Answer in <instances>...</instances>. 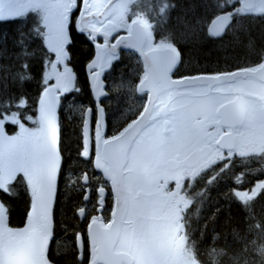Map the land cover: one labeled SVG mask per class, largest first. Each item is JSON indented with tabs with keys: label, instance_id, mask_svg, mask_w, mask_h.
Returning a JSON list of instances; mask_svg holds the SVG:
<instances>
[{
	"label": "trees",
	"instance_id": "trees-1",
	"mask_svg": "<svg viewBox=\"0 0 264 264\" xmlns=\"http://www.w3.org/2000/svg\"><path fill=\"white\" fill-rule=\"evenodd\" d=\"M149 1L152 8L147 11L146 19L154 23V40L165 39L179 51L175 77L232 72L264 60V16L232 13L231 25L224 34L208 33V24L215 15L230 12L238 2H229L225 8L215 6L213 0H169L170 11L158 14L154 8L164 0H157L154 6ZM146 2H140L131 14L145 9ZM44 35L45 27L37 13L0 19V116L15 114L24 124H30V119L38 116L41 94L47 86L44 71L50 60ZM68 37L66 65L73 73L76 86L70 96L75 103L91 108L94 98L86 65L94 57V47L86 34L77 29L75 15L68 25ZM143 72L141 59L129 50H121L108 65L102 77L105 94L99 99L106 138L115 136L142 110L146 96L136 90V84ZM80 116L79 110L58 107L60 165L46 254L53 264L86 263V258L77 260L75 235L83 234L88 219L98 213L100 187L106 190L102 199L106 214L112 206L108 181L94 168L92 156L86 158L82 154ZM6 127L12 130L15 126L6 124ZM261 180L264 181V151L236 158L209 182L205 179L203 183L210 186V197L200 213L201 220L186 224L197 238L200 249L197 259L202 264H264V188L247 201L240 197ZM12 186L13 191L0 190L8 223L3 234L9 235L24 225L32 205L22 176H17ZM191 197L197 195L191 194ZM83 207L85 213L80 218L77 211ZM0 264H3L1 254Z\"/></svg>",
	"mask_w": 264,
	"mask_h": 264
},
{
	"label": "rangeland",
	"instance_id": "rangeland-1",
	"mask_svg": "<svg viewBox=\"0 0 264 264\" xmlns=\"http://www.w3.org/2000/svg\"><path fill=\"white\" fill-rule=\"evenodd\" d=\"M106 1L90 0V10L99 11ZM142 1H115L109 18L114 23L115 32L113 37L120 32L126 33L130 21L136 19L146 28V49L153 46L168 47L173 45L165 39L154 40L152 34L154 23L148 22L146 19L147 11L152 8L149 0H146L145 9L136 10L137 13L131 14V10L133 8L137 9V5ZM151 1L154 3L153 6L157 2V0ZM213 2L217 7H222L223 5L225 8L230 3L238 2L237 6L232 4L233 10L229 12L230 16H232V13L237 16H264V0H256L255 8L251 11L242 10L239 0H213ZM81 6L82 0H0V19L14 16L25 17L31 12L40 16V21L45 27L43 41L50 52V60L47 62L44 71L45 83L47 86L51 85L55 83L59 74L65 71L68 73L64 88L58 91L60 95L59 105H62L64 109L71 108L81 111L80 118L83 123L87 107L83 103H75L70 96L76 90L73 73L69 66L62 67L55 61L57 51L69 42L68 25L73 15L76 17L77 29L81 31L78 24ZM171 6L172 3L169 4V0H164L156 4L154 11L158 14L169 12ZM89 25L100 28L96 22H90ZM85 34L94 47V57L86 65L94 98V106L91 107L90 146L92 163H94L96 136H99L100 139H106L104 135L103 109L100 107V119L97 113L99 99L105 94L102 77L108 65L116 56L101 51L99 45L103 42V39L92 37L88 33ZM177 53L179 54L178 49ZM66 59L67 55L65 61ZM172 77H175L174 74ZM229 84L231 82L216 84L211 89L208 88L207 84L195 85L167 92L166 95L162 96L165 98L160 103L168 104L170 108L166 134L163 132L162 120L160 122H152L148 133L140 136L136 151L132 149L130 156H128L126 172L129 173L130 165L134 163L131 169L136 170L137 178L136 183L133 184V188H136V190L129 191L130 194L127 198L125 224L131 227L133 240L144 243L145 264H202L197 259L198 251L200 250L197 238L193 233H190L189 228L186 226L188 223L184 221L187 211L193 207V204L205 206L206 200L210 197V186L203 183L205 179H208L209 182L220 170L227 167L229 162L236 158H244L264 151V110L262 107H260L259 113L250 125L235 130V150L223 151L215 147L214 141L221 134L222 128L214 113L211 114L206 109L209 103L221 104L232 98V94L229 92L232 87ZM254 101L256 103L260 102L258 100ZM160 109L161 105L157 106V109L153 110L152 115H155V117L161 116L159 113ZM199 112H205L206 115L203 117L192 116ZM178 115V119L174 121L173 116L176 117ZM163 118L164 120L166 119V117ZM6 124H14L15 127L12 130H8ZM58 128L56 120L50 131H44L41 121V107L38 116L30 119V124L21 123L15 114L0 116V158L2 161L0 167V190L13 191L12 182L16 176H19L18 173L22 174L32 202L24 225L12 231L11 236L14 238L25 236L28 230L43 223L45 224L49 242L51 240L56 182L60 165ZM203 144L210 145L211 152L197 166L193 168L181 167L174 171L165 169L164 159L167 156H173L176 153L184 156L192 149ZM44 163L46 164V166L44 165L46 174L43 178L41 168ZM129 180L128 183L130 182ZM142 181L149 184L148 190L140 187ZM262 188H264V181H257L247 193L239 196L242 200L247 201ZM100 189L104 188L100 187L97 193V203L100 208H97L98 213L91 216L88 221L94 217L107 225L112 216L114 201L112 196V206L109 213L106 214L102 200L104 194L99 193ZM191 194L197 195L196 198L199 197L200 200L191 197ZM195 200L198 202H195ZM79 210H84V207ZM79 210L77 211L78 217H80L78 214ZM7 229V213L0 201V234ZM86 231L87 226L83 234L77 233L75 235V243L77 244L76 238L81 236L84 245L83 256L86 255L89 258L91 244ZM125 231L127 234L129 233L128 228ZM41 264L53 263L48 260L47 256H44Z\"/></svg>",
	"mask_w": 264,
	"mask_h": 264
},
{
	"label": "water",
	"instance_id": "water-1",
	"mask_svg": "<svg viewBox=\"0 0 264 264\" xmlns=\"http://www.w3.org/2000/svg\"><path fill=\"white\" fill-rule=\"evenodd\" d=\"M90 0H82V6L78 15V24L81 32L88 33L92 37L103 39L99 45L103 53L117 56L121 50L135 52L141 59L144 73L136 84V90L145 94L146 100L140 113L125 125L115 136L106 138L100 144L99 136H96V151L93 156V166L109 183L113 196V208L111 219L105 227L98 226L92 218L87 224V236L94 249L93 258H87L85 264H132L133 256L129 252L115 251V245L125 224L126 204L129 191L123 181V168L127 161L128 151L141 129L155 117L153 110L158 96L181 87L207 84L212 87L224 82H233L238 77H254L264 83V60L250 67L213 75L199 74L194 76L172 77L180 63V54L170 47H151L146 49L147 31L138 20L132 19L126 33H118L114 36V23L109 20L112 5L117 0H107L99 11L90 10ZM240 7L244 11L255 8L256 0H239ZM90 22H96L100 28L90 26ZM231 25V16L228 12H222L215 16L208 24V33L211 36L224 34ZM113 37V39H112ZM66 45L57 51L56 63L66 66ZM68 73L59 74L55 83L45 87L41 94V121L44 131H50L57 119V110L60 102L59 90L65 86ZM232 98L221 104L216 115L220 126L228 128L215 139V147L223 151L235 150V130L242 128L246 120V98L253 97L250 93L240 89L229 90ZM170 108L168 104L161 106L160 115L167 117ZM98 118L101 117V108L97 106ZM91 116L92 109L87 107L82 123L83 156L89 157L91 153ZM165 132L168 121L163 122ZM211 152L210 145H202L191 150L181 161L174 158L166 160L164 166L168 171H174L181 167L193 168L197 166ZM86 182V177L83 179ZM102 193V190H101ZM79 216H83V210H79ZM78 257L83 254V242L81 236L76 238ZM49 239L42 223L27 231L25 236L14 238L3 237L0 246V254L4 264H41L46 256Z\"/></svg>",
	"mask_w": 264,
	"mask_h": 264
},
{
	"label": "bare ground",
	"instance_id": "bare-ground-1",
	"mask_svg": "<svg viewBox=\"0 0 264 264\" xmlns=\"http://www.w3.org/2000/svg\"><path fill=\"white\" fill-rule=\"evenodd\" d=\"M153 47H155V46H153ZM168 47L172 48L177 53V49H176V47L174 45H169ZM229 85L233 89L243 90L245 92L250 93L253 96L251 98H246V120H245V124L242 127V128H244L246 125L247 126L250 125V123H252V121L255 120L257 114L260 111V107H262L263 110H264V83L259 81V80H257L254 77H245V78L238 77V78H236L233 81V83L231 82V84H229ZM208 88L211 89V87H208ZM166 94H167V92L164 93V94H161L160 96H158V99L160 98V100L158 101V99H157V101L155 103V107L156 108L154 110H156L157 106H159V104L163 102L162 99L165 98V97H162V96L166 95ZM254 100H258L260 102L256 103V101H254ZM226 101H224V102H226ZM224 102H222L221 104H223ZM221 104H219V103H213V104L209 103V105H208V107L206 109V111L208 110L211 114L214 113V115L216 116L217 121H218V117L215 114L216 113L215 111L217 110V108ZM204 115H206L205 112H199L196 115H192V116L203 117ZM178 117H179V115L176 116V117L173 116V118H174L173 120L174 121L177 120ZM161 120L164 122V118L162 116H159L158 118L148 122L141 129V131L136 136V138L133 140V142H132V144H131V146L129 148L128 156H130V152L132 151V149H134L136 151V149H137L136 147L138 146V141L140 139V136H144L146 133H148V130L150 129L151 123L154 122V121L160 122ZM165 120L168 121V116L166 117ZM163 122H162V124H163ZM220 127L222 128V130H221L222 132L221 133L229 130L228 128H224L222 126H220ZM164 129H165V127H164V124H163V132L166 134ZM104 141L105 140L102 138L100 140V144L103 143ZM128 156H127V161H128ZM127 161H126V164H127ZM126 164L124 165V168H123L124 185H125V187H126V189L128 191H135L136 188H133V184L136 183L135 181H136V178H137V174H136V170L135 169H131V167L134 165V163H132L130 165L129 173L126 172ZM129 174H130V177H129ZM129 178H130V180H129ZM128 180L130 181L129 183H128ZM140 187L142 189L144 188L145 190H148L150 186H149L148 183H145L144 181H142ZM131 214H133V213H131ZM92 220H93V222H95L100 227H105L106 226V224L101 223V221L98 220L97 218L93 217ZM127 228L129 229V233L128 234L125 231V230H127ZM143 244L144 243L136 242L135 240H133L131 227L129 225H127V224H124L122 226L120 235H119L118 240L116 242L115 251H118V252L119 251L120 252H129L133 256L132 264H145V262H146L145 261V248H144ZM93 256H94V249L91 246L90 247V258H93Z\"/></svg>",
	"mask_w": 264,
	"mask_h": 264
},
{
	"label": "flooded vegetation",
	"instance_id": "flooded-vegetation-1",
	"mask_svg": "<svg viewBox=\"0 0 264 264\" xmlns=\"http://www.w3.org/2000/svg\"><path fill=\"white\" fill-rule=\"evenodd\" d=\"M159 105H161V106H164V103L163 104H159ZM203 145H207V144H203ZM202 146V145H201ZM201 146H199V147H201ZM199 147H196V148H199ZM196 148H194V149H196ZM193 150V149H192ZM190 152V151H189ZM188 152V153H189ZM187 153V154H188ZM186 155V154H185ZM184 155V156H185ZM89 156H91V153H90V155ZM184 156H180L179 154H174L173 156H167L165 159H164V164H165V162H166V160L167 159H169V158H174L175 160H177V161H181L182 160V158L184 157ZM1 165H2V161H1V158H0V167H1ZM44 165L46 166V164L44 163V164H42V168H41V170H42V175H43V178L45 177V174H46V171H45V168H44ZM166 169V168H165ZM18 175H20V176H22V174H19L18 173ZM17 177V176H16ZM41 180H42V176H41ZM84 181V180H83ZM84 183V182H83ZM85 183H87V178H86V182ZM84 183V184H85ZM42 189V188H41ZM41 189H40V191H41ZM101 190H102V193H101ZM100 194H106V191L104 192V189H100V192H99ZM88 194V193H87ZM87 194H86V196H87ZM86 198V197H85ZM202 206H196V204H193V207H191V208H189V211H187V213H186V217L184 218V221H186L187 223H199L200 222V220H201V217H199L200 216V213L202 212ZM198 215H197V214ZM83 215H84V210H83ZM82 218V217H81ZM42 224V223H41ZM87 224H88V222H87ZM40 225V224H39ZM38 225V226H39ZM45 225V224H44ZM37 226V227H38ZM45 230H46V228H45ZM47 233V232H46ZM12 234V233H11ZM11 234L9 235V234H3V233H1L0 234V246L2 245V239H3V237H8V236H11ZM193 238H194V236H193ZM83 248H84V245H83ZM84 251V250H83ZM84 258H86V261H87V256L86 255H84L83 256V254H82V257L81 258H79L78 257V260L81 262V261H83L84 260ZM2 262H3V258H2ZM4 264V263H3Z\"/></svg>",
	"mask_w": 264,
	"mask_h": 264
}]
</instances>
